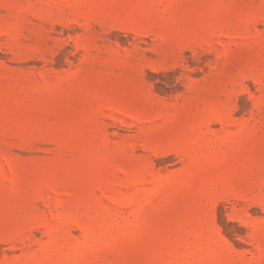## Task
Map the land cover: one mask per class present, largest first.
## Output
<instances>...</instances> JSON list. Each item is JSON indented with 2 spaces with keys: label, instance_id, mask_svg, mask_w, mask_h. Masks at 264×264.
I'll list each match as a JSON object with an SVG mask.
<instances>
[{
  "label": "rangeland",
  "instance_id": "374dc122",
  "mask_svg": "<svg viewBox=\"0 0 264 264\" xmlns=\"http://www.w3.org/2000/svg\"><path fill=\"white\" fill-rule=\"evenodd\" d=\"M0 264H264V0H0Z\"/></svg>",
  "mask_w": 264,
  "mask_h": 264
}]
</instances>
